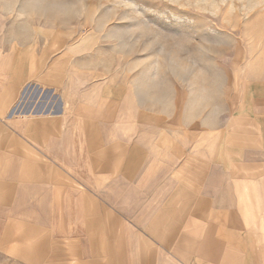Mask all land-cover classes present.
Listing matches in <instances>:
<instances>
[{
	"label": "crops",
	"instance_id": "obj_1",
	"mask_svg": "<svg viewBox=\"0 0 264 264\" xmlns=\"http://www.w3.org/2000/svg\"><path fill=\"white\" fill-rule=\"evenodd\" d=\"M68 65L49 61L32 78L60 99L58 110L20 109V86L34 72L18 71L0 90V211L13 210L4 207L27 181L34 203L49 204L50 219L67 221L70 235L74 221L84 231L96 224L100 249L120 253L117 264H232L234 254L264 264V181L239 179L231 157L218 162L234 132L171 131L121 83L102 77L74 85L87 72ZM247 156L243 167L261 164ZM143 238L156 247L138 261Z\"/></svg>",
	"mask_w": 264,
	"mask_h": 264
},
{
	"label": "rangeland",
	"instance_id": "obj_2",
	"mask_svg": "<svg viewBox=\"0 0 264 264\" xmlns=\"http://www.w3.org/2000/svg\"><path fill=\"white\" fill-rule=\"evenodd\" d=\"M49 61L87 72L74 85L121 83L171 131L234 132L218 162L231 157L239 179L264 181V0H0V90ZM33 80L20 86V109L58 110L60 99ZM248 153L261 164L243 167ZM31 185L4 207L10 213L0 211V264H117L120 253L100 249L96 224L84 231L74 221L70 235L67 221L50 219L49 204L34 203ZM143 239L144 251L128 257L152 255L156 246ZM240 255L231 263L247 264Z\"/></svg>",
	"mask_w": 264,
	"mask_h": 264
}]
</instances>
